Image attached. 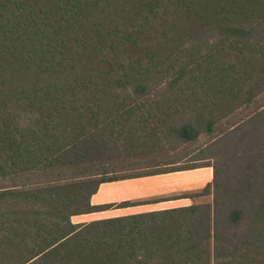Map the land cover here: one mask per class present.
Returning <instances> with one entry per match:
<instances>
[{"label": "trees", "instance_id": "obj_1", "mask_svg": "<svg viewBox=\"0 0 264 264\" xmlns=\"http://www.w3.org/2000/svg\"><path fill=\"white\" fill-rule=\"evenodd\" d=\"M263 92L264 0H0V264H264V140L190 205L72 219L135 205L93 204L102 183L186 169L118 158L212 135Z\"/></svg>", "mask_w": 264, "mask_h": 264}, {"label": "rangeland", "instance_id": "obj_2", "mask_svg": "<svg viewBox=\"0 0 264 264\" xmlns=\"http://www.w3.org/2000/svg\"><path fill=\"white\" fill-rule=\"evenodd\" d=\"M263 109L264 92L249 106L241 107L231 114V116L222 120L218 130L212 135L204 133L196 141H175L171 145L169 143L166 145L167 147L159 148L155 153L146 156L142 155L131 159H128V157L118 158L117 167L119 170H123L121 173H118V176L148 171H169L177 168L194 170L203 164H208L205 167H208L207 169L212 172L211 181H213L214 167L217 168L223 177L229 173L232 174L238 167L242 166L245 168L249 159L257 151V146L264 140V120L252 124V122H248V119ZM221 137H225V140L218 142L215 146L210 145L220 140ZM235 175L237 174L234 172L232 176L233 180H235ZM213 190L214 188L212 187L211 191ZM181 194L184 193H173L172 196L167 195L166 198L178 197ZM212 198V195H202L197 196L195 199L197 202H206L211 201ZM122 202L115 201L110 203L120 204ZM141 202L149 203V200H135V205ZM122 207L124 206L116 205L107 210H117V208ZM103 215L106 216L109 213H104ZM84 218L87 219L88 217Z\"/></svg>", "mask_w": 264, "mask_h": 264}, {"label": "crops", "instance_id": "obj_3", "mask_svg": "<svg viewBox=\"0 0 264 264\" xmlns=\"http://www.w3.org/2000/svg\"><path fill=\"white\" fill-rule=\"evenodd\" d=\"M207 168L203 166L194 170H179L102 183L99 190L92 196L91 201L93 204L135 201L138 199H148L149 203L124 206L117 208V210H103L74 215L72 219L74 222H86L112 216H124L190 205L193 203L190 197L176 198L173 196L166 198V196H172L173 193L179 192H194L205 187L212 179V172ZM157 199L159 200L155 201ZM104 213H109V215L104 216ZM84 217H88L89 220Z\"/></svg>", "mask_w": 264, "mask_h": 264}]
</instances>
